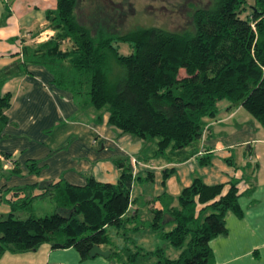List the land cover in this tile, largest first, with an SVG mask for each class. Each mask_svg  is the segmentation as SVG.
<instances>
[{"label": "trees", "instance_id": "16d2710c", "mask_svg": "<svg viewBox=\"0 0 264 264\" xmlns=\"http://www.w3.org/2000/svg\"><path fill=\"white\" fill-rule=\"evenodd\" d=\"M76 6V0H55L54 9L45 12L52 35L33 49L24 46L21 61L0 71V86L19 71L18 64L45 67L56 87L70 91L78 103L104 109L108 125L147 144L141 150L144 159L169 156L200 141L205 120L215 116L220 101L240 105L264 128V0H252L243 17L246 0H211L193 10L190 30L151 25L119 35L102 27L92 34L77 20ZM118 43L126 44L125 53L118 51ZM8 105L4 93L0 127ZM130 160L115 161L119 174L112 184L91 177L83 185L62 179L35 184L39 196L51 195L55 209L49 215L17 218L16 207L33 196L11 201L8 213L0 214V255L46 242L52 248L72 247L85 258L92 245L107 244L104 227L126 222L134 176ZM209 160V155L200 157L198 164ZM35 164L30 160L26 167L37 173ZM168 174L163 170V179ZM247 187L231 179L222 192L223 184L207 185L194 177L180 189L176 206L165 194L154 198L161 207L150 210L147 224L171 223L162 237L178 254L171 258L156 248V260L145 264H210L208 242L226 232L224 213H239L236 199ZM134 253L126 254L125 261H133Z\"/></svg>", "mask_w": 264, "mask_h": 264}, {"label": "crops", "instance_id": "0c3cea01", "mask_svg": "<svg viewBox=\"0 0 264 264\" xmlns=\"http://www.w3.org/2000/svg\"><path fill=\"white\" fill-rule=\"evenodd\" d=\"M54 7L55 0H0V71L21 61L24 46L33 49L52 35L45 12ZM18 65L19 71L6 77L0 86V96L9 94L5 122L0 127V162L5 161L9 167L0 184V196L2 193L8 196L0 201H4L8 208L11 201L28 196H48L54 204L51 195L39 196L41 189L35 185L39 182L62 179L70 184L83 185L91 177L112 184L119 174L116 160L128 157L138 160L130 162L134 176L124 214L126 222L119 227L105 226L109 241L98 245L109 250L107 257L81 258L72 247L52 248L44 242L25 252L6 250L0 255V264L153 262L157 258L153 251L159 246L156 236L153 244L150 243L151 233L157 232L162 240L165 239L162 233L172 228L171 223L157 228L148 226L152 217L150 210L161 207L154 198L165 194L171 198L170 206H176L180 189L197 176L207 185L223 184L222 192L231 179L240 183L244 181L248 186L238 193L239 213L230 210L224 213L226 232L208 242L210 264H264V180L261 179L264 173L257 161L260 155L251 147L254 140L259 139L253 126L237 122L226 124L240 112V105L230 106L225 102L223 108L222 105L218 107L215 116L205 120L202 141L169 156L144 159L141 150L147 144L108 125L104 109L76 102L70 91L53 84L52 75L45 67L29 62ZM232 146H243L239 161H235ZM200 149L202 153L198 154ZM252 152L254 163H250ZM206 155L210 157L209 163L198 164V159ZM220 158L225 160V165L219 166L215 174H209L215 179L211 184L205 180L207 171L204 168ZM30 160L36 163L37 173L27 169L26 162ZM153 170L160 171L161 176L163 170H169L164 179L174 176L175 183L168 187L162 177V185L154 190L139 188L137 183L152 181ZM14 189H19L16 194L12 193ZM141 210L148 214L146 218L140 217ZM175 251L176 257L178 251ZM112 252L118 256H112ZM133 252H136L133 261L126 262L124 256Z\"/></svg>", "mask_w": 264, "mask_h": 264}, {"label": "rangeland", "instance_id": "374dc122", "mask_svg": "<svg viewBox=\"0 0 264 264\" xmlns=\"http://www.w3.org/2000/svg\"><path fill=\"white\" fill-rule=\"evenodd\" d=\"M211 0H76L77 6L74 13L79 22H83L93 34L97 28H105L107 32L112 34H123L131 29L144 26H158L170 31H184L191 29V14L195 8H205L210 4ZM252 0H246L245 9L242 10L241 16H245L249 11V6ZM118 51L125 53L127 46L124 43H118ZM182 74V71H180ZM222 105L225 106V101H220L217 108ZM233 108V107H232ZM239 108V107H238ZM237 108V109H238ZM233 119V118H232ZM234 120V121H233ZM232 121L226 123L233 125V122L246 125L247 127L253 126L255 130V136L259 140H254L251 144L252 150L259 153L260 159L258 164L261 167L262 174L264 173V128L261 127L256 120L244 109L240 108V112L234 117ZM251 122V123H250ZM233 154L235 155V161H239L240 153L243 151V146H232ZM249 155L251 157L250 163H254L253 152ZM241 161V160H240ZM225 160L215 159V161L205 167L207 171L205 180L210 183L215 180L210 178L209 174H215L219 166H224ZM9 169L6 166V162H0V184L5 180V172ZM146 171L142 169L141 171ZM152 181H143L135 183L139 188H143L145 191L154 190L156 187L162 185V176L160 171H155ZM142 174V173H141ZM199 177V176H197ZM175 177H169L164 179L165 184L168 187L175 183ZM264 180V174L261 176ZM216 183V182H215ZM212 184V183H211ZM242 187L241 184H239ZM1 187V186H0ZM239 187V188H240ZM36 191V189H34ZM8 196L2 193L0 198ZM55 209V205L51 202L48 196L35 197L29 199L21 206H17L15 210V216L17 218H24L27 215H33L36 217L49 215ZM9 211L8 205L3 201H0V214L6 215ZM141 218L148 216L143 210L140 214ZM148 230V229H146ZM145 231V230H144ZM143 231V232H144ZM151 232V230H149ZM159 232V231H158ZM154 236L157 237L159 248L162 249L164 255L169 257H175V249L166 243L165 239L157 236L156 233H151L150 243L153 244ZM166 243L167 246H164Z\"/></svg>", "mask_w": 264, "mask_h": 264}, {"label": "water", "instance_id": "95a60500", "mask_svg": "<svg viewBox=\"0 0 264 264\" xmlns=\"http://www.w3.org/2000/svg\"><path fill=\"white\" fill-rule=\"evenodd\" d=\"M88 257H93L95 255H99L102 257H107L109 255V250L101 249L98 245H92V247L88 251Z\"/></svg>", "mask_w": 264, "mask_h": 264}, {"label": "built area", "instance_id": "2783aa9c", "mask_svg": "<svg viewBox=\"0 0 264 264\" xmlns=\"http://www.w3.org/2000/svg\"><path fill=\"white\" fill-rule=\"evenodd\" d=\"M204 133H205V130H203L202 133H201V135H200V141L203 140V138H204ZM201 153H202V150L200 149V150L198 151V154H201ZM131 162H135L133 158H131Z\"/></svg>", "mask_w": 264, "mask_h": 264}]
</instances>
